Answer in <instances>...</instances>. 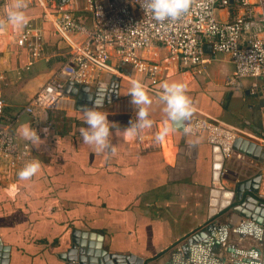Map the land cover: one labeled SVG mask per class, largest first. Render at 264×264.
Wrapping results in <instances>:
<instances>
[{
    "label": "crops",
    "instance_id": "0c3cea01",
    "mask_svg": "<svg viewBox=\"0 0 264 264\" xmlns=\"http://www.w3.org/2000/svg\"><path fill=\"white\" fill-rule=\"evenodd\" d=\"M25 2L27 25L21 29L6 25L0 30L1 121L9 125L19 146L28 147L26 156L14 164L0 163V260L2 248L7 247L6 264H67L60 255L68 253L73 232L92 231L102 236V247L108 252L132 254L142 264H189L192 258L196 259L192 264H264L263 228L243 229L241 235L236 228L249 220L232 209L250 212L252 206L242 207L248 195L264 202V139L251 136L259 135L264 124V85L259 79H235L228 57L213 51L206 52L201 71L195 73L182 69L163 47L154 48L162 65L155 81L112 58L118 69L110 73L118 83L117 99L99 110L116 125L109 137L115 151L98 153L82 141L80 130L87 127L84 109L76 108L73 96V106L24 111L68 53L52 23L57 7L90 25L85 1ZM10 4L11 0H0V19H6ZM218 16L227 18V11L219 10ZM28 26L42 35L38 56L15 42ZM133 79L145 84L152 98L153 124L129 140L123 130L136 118L128 94ZM163 82L187 85L195 107L190 122L194 117L219 119L261 147L262 158L240 146L224 155L219 177L224 189L235 191L243 182L253 188L240 190V199L220 212L209 215L212 144L204 130L186 134L173 127L159 101ZM25 123L44 140L39 148L19 135ZM34 159L41 161V170L30 180H20L18 172ZM74 237L81 239L80 234Z\"/></svg>",
    "mask_w": 264,
    "mask_h": 264
},
{
    "label": "built area",
    "instance_id": "2783aa9c",
    "mask_svg": "<svg viewBox=\"0 0 264 264\" xmlns=\"http://www.w3.org/2000/svg\"><path fill=\"white\" fill-rule=\"evenodd\" d=\"M83 9L90 25L57 7L52 19L55 32L68 46L65 60L30 97L24 111L73 106L65 92L68 82L95 84L104 73L118 71L112 63L128 64L134 73L152 81L162 74L154 48L163 47L168 57L178 60L182 69L201 71L205 61L203 45L214 53L226 55L233 65V77L259 79L264 85V0H195L189 12L175 21L153 19L141 4L145 0H84ZM227 11V18L218 16ZM42 35L29 26L15 39L38 56ZM257 87V82H253ZM0 163L14 164L27 154V145L19 146L9 125L1 121L4 101L0 98ZM193 131L204 130L206 141L228 155L234 139L248 136L242 130L219 119L194 117L187 124ZM254 139H264V124ZM264 181V168H263ZM264 197V193H263Z\"/></svg>",
    "mask_w": 264,
    "mask_h": 264
},
{
    "label": "clouds",
    "instance_id": "9594fccd",
    "mask_svg": "<svg viewBox=\"0 0 264 264\" xmlns=\"http://www.w3.org/2000/svg\"><path fill=\"white\" fill-rule=\"evenodd\" d=\"M195 0H145L141 7L145 12L151 13L153 19L163 23L164 21H175L189 12ZM27 7L25 0H11L7 8L6 19H0V30L6 25L21 29L28 23V19L23 11ZM131 87L129 95L131 103L136 108L135 120L129 121V126L123 130L125 138L135 139L139 133L151 128L153 121L149 118V109L153 103L147 87L141 81L133 79L130 81ZM162 92L159 94V101L164 105L163 111L167 119L184 133H192L193 128L186 122H190L195 107L191 98L187 95V85L183 82H163ZM2 106V104H0ZM102 103L94 102L93 108H85L84 123L87 127L80 130V135L84 144L93 147L98 153L114 152L115 147L109 139L110 129L116 126L107 119V114L99 109ZM168 129H165L167 132ZM19 135L29 141L31 145L39 148L44 140L38 135L37 131L28 123L22 124L18 129ZM41 170V161L34 159L25 164L18 172L20 180H30ZM15 187V186H13Z\"/></svg>",
    "mask_w": 264,
    "mask_h": 264
},
{
    "label": "water",
    "instance_id": "95a60500",
    "mask_svg": "<svg viewBox=\"0 0 264 264\" xmlns=\"http://www.w3.org/2000/svg\"><path fill=\"white\" fill-rule=\"evenodd\" d=\"M203 50L206 53L211 51V48L209 45L205 44L203 45ZM117 89L118 83L111 78L110 73H107L104 79L98 80L93 85L76 84L73 82H68L65 85V92L74 97L75 106L78 109L93 108L95 101L102 104H107L114 101L117 99ZM173 127L178 129L174 125ZM239 146L240 149L247 154L253 155L257 158H262L263 156L261 147L255 140L238 136L234 139L231 149H238ZM179 150L181 151L182 148L180 147ZM223 160L224 155L222 154L220 147L216 144H212L213 186L210 191L211 207L209 208V215L222 211L224 208L228 207L232 202H234L235 199H240V192L242 189L253 188V184L250 182H243L237 185L235 191L224 189L219 178ZM245 201L246 203H244ZM249 201L252 204H249ZM244 202H242L243 208L246 206L253 207V209H250V212H248L249 208H244L245 210L243 211H241V208L238 207H232V209L236 212H239V214H242L244 219L248 218V222L250 223L247 222L245 225H243V228H236V230H239L241 235L244 233L243 231L245 229L248 232L258 229L256 225L262 227L264 230V202L261 200H255L252 195L245 197ZM256 202L258 204L256 207H254L253 203ZM74 234H80L81 239L74 237ZM83 238L86 240L84 241ZM71 243L72 244L68 250V253H62L60 255L62 259L68 261L67 264H142V259L132 254L125 255L108 252L102 247V236L96 232L74 231L71 238ZM7 249V247L2 248L3 253H1V264H6L8 260V254L6 251ZM195 261L196 259L192 258V260H189V264H192V262Z\"/></svg>",
    "mask_w": 264,
    "mask_h": 264
}]
</instances>
